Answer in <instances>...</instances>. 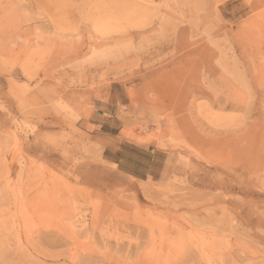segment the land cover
<instances>
[{
    "label": "rangeland",
    "instance_id": "1",
    "mask_svg": "<svg viewBox=\"0 0 264 264\" xmlns=\"http://www.w3.org/2000/svg\"><path fill=\"white\" fill-rule=\"evenodd\" d=\"M0 264H264V0H0Z\"/></svg>",
    "mask_w": 264,
    "mask_h": 264
},
{
    "label": "crops",
    "instance_id": "2",
    "mask_svg": "<svg viewBox=\"0 0 264 264\" xmlns=\"http://www.w3.org/2000/svg\"><path fill=\"white\" fill-rule=\"evenodd\" d=\"M143 145V143H141ZM144 145H146L144 143ZM116 150H137V154H138V158L137 160L135 159V161H137V164L133 163L132 162V158H130L128 156L129 159L125 158V156H123V158L121 159H113L112 161L114 162V164L117 166V168L121 169V171L124 173V174H127L128 176H131V177H134V178H142V176L144 177H147V176H150V170L151 168L149 167L148 170L143 173H142V164L143 162H140L139 160V155H146L144 153H147L149 152V149L148 148H145V147H142V146H137L135 144H132V143H129V142H125V143H122L121 145H119ZM132 154V153H131ZM134 155V153L132 154ZM134 161V160H133ZM140 165V166H138Z\"/></svg>",
    "mask_w": 264,
    "mask_h": 264
}]
</instances>
